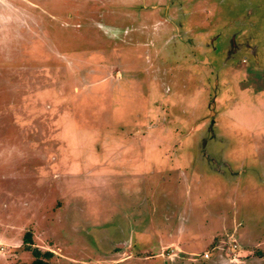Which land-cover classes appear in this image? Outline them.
<instances>
[{
	"label": "rangeland",
	"instance_id": "obj_1",
	"mask_svg": "<svg viewBox=\"0 0 264 264\" xmlns=\"http://www.w3.org/2000/svg\"><path fill=\"white\" fill-rule=\"evenodd\" d=\"M98 1L0 0V264L34 262L28 232L51 264H264V0L257 17L224 2L249 27L191 71L174 44L154 58L160 14ZM233 21L187 40L231 39Z\"/></svg>",
	"mask_w": 264,
	"mask_h": 264
},
{
	"label": "flooded vegetation",
	"instance_id": "obj_2",
	"mask_svg": "<svg viewBox=\"0 0 264 264\" xmlns=\"http://www.w3.org/2000/svg\"><path fill=\"white\" fill-rule=\"evenodd\" d=\"M124 0H119V2H122ZM141 3H143L142 8L147 12L151 14H160V17L163 21V23L167 27V32L164 34H159L158 37V43H159V49L161 48V45L164 46V48H168V44H174V49H172V55L174 59H171V66L180 64V62H185L187 63V66L183 68H179L182 71H191L192 69L190 68L191 66V61H195V65L197 66H203L205 68H208L211 66L212 61L216 59H220L222 54L221 51L218 50L216 47L217 41L222 38L221 44L226 43L227 41L233 43L230 45L225 46L224 54H226V58H233V54L236 53L238 50V41L241 40L244 32H246L247 28L249 27L247 24L248 16L247 12H243L242 14H238V16L231 15L229 16L224 8V2H242L243 0H159V4H151L150 2L152 0H139ZM253 3L258 5L259 7L256 9H253V12H255V16L253 14H250V17H257V12L258 10L261 9L260 7V2L251 0ZM105 0H99L98 1V7H103L104 6ZM133 2L132 0H129V4ZM253 3H251L253 5ZM165 6L164 8L162 6ZM194 5H196L194 7ZM127 7V4H125ZM264 7V4H263ZM198 11L197 13H193L195 10ZM52 10H55V8H51ZM195 12V11H194ZM191 14H194L196 16H191ZM204 14V17L202 16ZM210 16V18H207V15ZM206 15V16H205ZM58 17V16H57ZM195 17V20H194ZM74 18V17H73ZM232 19L234 20L233 23H235V28H234V35L231 39H226L223 34H218L216 37L215 34L217 31L214 30V36L209 38V40L206 43H199L197 45L192 46V42H188V37L189 35L192 34V23H195L197 28H201L202 33H211L209 29H206L203 23H211L213 20H216L217 23L219 24V30H224L231 25L229 24L228 20ZM202 24V25H201ZM101 26V27H100ZM100 32L104 36H108L110 38H117L118 35L119 37H122L121 39L114 40L117 45L123 47H127L129 44L132 45L130 40H135L134 38H128V31L125 29H120L118 27H104L103 25H99ZM121 31V32H120ZM206 31V32H205ZM222 35V37H221ZM90 38H94L89 36ZM233 39H236L237 41L235 42ZM151 39L149 38L147 40V45H149ZM179 44H187L189 47L188 51H184L182 49H179ZM113 44V43H112ZM151 44L153 46H156L155 41H151ZM119 49V51L121 50ZM203 49L205 50L202 55L199 54V50ZM154 51L153 55L156 60L164 53L163 47L160 50ZM163 49V50H162ZM170 53V52H169ZM212 54L213 57H209L207 54ZM121 54V53H120ZM149 56V54H147ZM159 55V57H158ZM178 57V58H177ZM161 60V59H160ZM189 60V61H187ZM121 62V61H119ZM119 63L116 61L115 63L112 64V67L116 68L115 65H118ZM237 68V67H236ZM234 67H229L230 72H235L237 69ZM156 71V69L154 70ZM126 72L125 75L126 77H129V71H124ZM214 104L212 105V108L214 109ZM212 124H215V120L211 121ZM211 124V123H210ZM236 233L233 234L231 237H235ZM184 239V238H183ZM238 242V240L236 239ZM187 246V245H186ZM216 251L218 249V246L214 248ZM29 251V250H27ZM217 254V253H216ZM198 258L197 260L200 259L201 254L197 253L195 254ZM225 264H230V263H225Z\"/></svg>",
	"mask_w": 264,
	"mask_h": 264
},
{
	"label": "trees",
	"instance_id": "obj_3",
	"mask_svg": "<svg viewBox=\"0 0 264 264\" xmlns=\"http://www.w3.org/2000/svg\"><path fill=\"white\" fill-rule=\"evenodd\" d=\"M32 242V234L28 232L25 236L24 243L26 245V249L31 251L35 257V260L32 264H51L46 260L52 256V253H42L40 250L31 247Z\"/></svg>",
	"mask_w": 264,
	"mask_h": 264
},
{
	"label": "crops",
	"instance_id": "obj_4",
	"mask_svg": "<svg viewBox=\"0 0 264 264\" xmlns=\"http://www.w3.org/2000/svg\"><path fill=\"white\" fill-rule=\"evenodd\" d=\"M264 186V185H263ZM224 218V217H223ZM218 219H221V217L220 218H218ZM183 239V238H182ZM181 239V240H182ZM233 246L234 245H236V244H232ZM237 247H238V245H237ZM204 253L206 254V253H208V251H204ZM239 253L240 252H238V250L236 251V254H237V258L238 259H240V257H239ZM203 258H204V256H203ZM236 258V259H237ZM224 261H223V260ZM226 259V258H225ZM224 259V255H220L218 258H209V260H206V258H204V262H206L207 264L209 263V264H217V263H222V264H225L227 261ZM227 263H229V262H227Z\"/></svg>",
	"mask_w": 264,
	"mask_h": 264
},
{
	"label": "built area",
	"instance_id": "obj_5",
	"mask_svg": "<svg viewBox=\"0 0 264 264\" xmlns=\"http://www.w3.org/2000/svg\"><path fill=\"white\" fill-rule=\"evenodd\" d=\"M236 248H237V245H234V246H233V250H236ZM204 258L209 259V258H210V254H209V253H206V254L204 255Z\"/></svg>",
	"mask_w": 264,
	"mask_h": 264
}]
</instances>
